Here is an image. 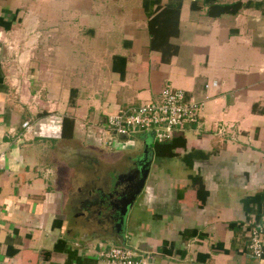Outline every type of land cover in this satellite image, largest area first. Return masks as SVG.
I'll return each instance as SVG.
<instances>
[{
    "label": "crops",
    "instance_id": "1",
    "mask_svg": "<svg viewBox=\"0 0 264 264\" xmlns=\"http://www.w3.org/2000/svg\"><path fill=\"white\" fill-rule=\"evenodd\" d=\"M163 86L204 100L197 121L144 139L150 170L123 232L117 200L100 205L97 230L85 223L90 174L121 157L106 150V117ZM253 223L264 224V0H0V264H102L95 250L121 243L157 264H264L248 255Z\"/></svg>",
    "mask_w": 264,
    "mask_h": 264
},
{
    "label": "built area",
    "instance_id": "2",
    "mask_svg": "<svg viewBox=\"0 0 264 264\" xmlns=\"http://www.w3.org/2000/svg\"><path fill=\"white\" fill-rule=\"evenodd\" d=\"M217 87L216 80L206 83L205 88ZM204 100L184 90L170 89L163 86L156 100L142 101L136 105L121 109L106 117V139L108 145L112 139L116 144L125 140L119 136H130L143 133L150 134L156 142L171 140L174 134L197 121ZM24 129L30 128V123H22ZM226 128L220 126L218 133L223 134ZM126 140V141H127ZM248 236V255L259 261L264 255V224L253 223L246 226ZM96 259L102 264H157L151 254H143L127 244H114L109 247L100 245L95 250Z\"/></svg>",
    "mask_w": 264,
    "mask_h": 264
},
{
    "label": "rangeland",
    "instance_id": "3",
    "mask_svg": "<svg viewBox=\"0 0 264 264\" xmlns=\"http://www.w3.org/2000/svg\"><path fill=\"white\" fill-rule=\"evenodd\" d=\"M138 136L139 135L130 136L127 141L123 142V145H127L128 148H126V146L121 145L122 143L116 144L115 139H112L111 143L105 146L107 152H112V154L114 155H121L120 158L124 159L123 161L120 159L119 164H114L115 170L113 169L109 171V176L111 177L112 182L114 180H116V182L114 186L110 187V192L102 196L101 205L105 209L104 213L106 212L107 203L111 204L115 200L122 201V199L128 197L130 192L133 190L132 180L138 172V166L137 164H133V159H138L140 157V153L144 145L143 141L146 140L148 143L152 142V137L149 134H145L143 135V137Z\"/></svg>",
    "mask_w": 264,
    "mask_h": 264
},
{
    "label": "flooded vegetation",
    "instance_id": "4",
    "mask_svg": "<svg viewBox=\"0 0 264 264\" xmlns=\"http://www.w3.org/2000/svg\"><path fill=\"white\" fill-rule=\"evenodd\" d=\"M120 159L123 161L124 158H120ZM120 159L118 161H116L115 163H111V162L106 163V169L100 170L95 165V167L93 168V170L91 171V174H90V180L89 181H91V183L94 185V189H92V190L90 189L88 191H89V193L94 192L96 196H95V198H93V196H92L93 199H87V198L84 199L83 207L88 208L87 210L89 212V215L86 216L87 219H89V220L87 221L85 219V223L89 224V226H91V227H96L97 230H104L105 231V229H106V228H104V226H101V227H99L98 225L95 226V224L93 222L95 219H100V221H102V223L106 222V217L105 218L98 217V212L100 211L102 196L105 195L106 193H109L110 187L114 186L115 182H116V180H114L112 182V179L109 176V171L113 170L115 168L114 164L117 165L120 163ZM98 183H100V184H98ZM120 183H122V182H120ZM98 185L102 188L103 191L102 190L99 191L98 189L96 190ZM79 191H81V190H79ZM79 195L84 196L85 194L82 191ZM88 196H89V198H91L90 194Z\"/></svg>",
    "mask_w": 264,
    "mask_h": 264
},
{
    "label": "water",
    "instance_id": "5",
    "mask_svg": "<svg viewBox=\"0 0 264 264\" xmlns=\"http://www.w3.org/2000/svg\"><path fill=\"white\" fill-rule=\"evenodd\" d=\"M145 135V134H143ZM142 135V136H143ZM120 139L122 140H127V136H119ZM145 143V142H144ZM151 153H152V148L150 145H145L143 147V153L140 154V157L136 159L135 165L137 164V175H135L134 179L132 180V188L133 190L130 192L128 197L123 198L122 201H119L120 206L117 205L119 211L118 213V221L115 224L116 227V233L117 235H120V233L123 232V225H124V219L126 217L128 209L132 206L136 196L141 192L145 185L146 178L148 176L149 170H150V165H151ZM125 174V173H124ZM112 208V204H110ZM115 206V205H114ZM116 207V206H115ZM125 243H121V245H124Z\"/></svg>",
    "mask_w": 264,
    "mask_h": 264
},
{
    "label": "trees",
    "instance_id": "6",
    "mask_svg": "<svg viewBox=\"0 0 264 264\" xmlns=\"http://www.w3.org/2000/svg\"><path fill=\"white\" fill-rule=\"evenodd\" d=\"M241 3L236 2V3H232V4H213L210 7L209 10V15L212 17H217L220 16L222 14H235L239 11L240 7H241Z\"/></svg>",
    "mask_w": 264,
    "mask_h": 264
}]
</instances>
